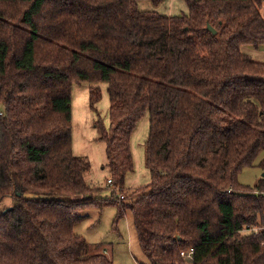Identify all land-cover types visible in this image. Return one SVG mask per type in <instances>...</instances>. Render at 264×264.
<instances>
[{"label":"trees","instance_id":"1","mask_svg":"<svg viewBox=\"0 0 264 264\" xmlns=\"http://www.w3.org/2000/svg\"><path fill=\"white\" fill-rule=\"evenodd\" d=\"M140 1L0 0V264H114L75 231L107 206L117 232L131 214L148 264H264V176L239 180L264 171V59L246 48L264 46V0H185L172 17ZM86 83L101 183L73 149ZM145 118L150 181L126 196Z\"/></svg>","mask_w":264,"mask_h":264},{"label":"rangeland","instance_id":"2","mask_svg":"<svg viewBox=\"0 0 264 264\" xmlns=\"http://www.w3.org/2000/svg\"><path fill=\"white\" fill-rule=\"evenodd\" d=\"M141 10L157 11L165 16H181L188 14L189 9L185 0H165L158 7H155L149 0H141L139 2ZM251 50V57L255 61H262L264 59V46L259 50H255L250 47H246ZM89 84H83L81 86H75L74 93L77 88L87 86ZM102 89L106 88L101 85ZM104 92V91H103ZM99 111L101 115L107 118L109 109L108 99L104 96L99 103ZM94 127L92 123V128ZM142 127L144 129H142ZM95 129V128H94ZM96 131V130H95ZM148 133V122L146 119L141 120L134 133V140L136 145L144 149V141L147 138ZM102 149L101 156L104 160V151L102 145L99 144ZM136 158V157H135ZM135 175L132 178L137 177L138 181L135 183L126 182L127 190L125 191L126 196L132 189H135V185H144L150 178L149 171L145 165L146 157H143V163L141 160L136 159ZM94 167L91 170V178L93 177ZM264 176V171L259 166H252L243 169L239 176V180L245 185H254L259 178ZM131 179V177H130ZM93 180V178H92ZM94 181V180H93ZM102 180H96L101 183ZM128 201V199H127ZM11 201L6 200V203L2 206L5 207ZM83 219L75 227L77 234L83 236L90 244L88 251L89 253L104 252L114 264H148V261L144 257L136 230L134 228L131 214H127L123 220L118 224V232L115 231V219L117 216V208L113 206H107L103 209L92 208L81 213ZM190 259L185 260L186 264H190Z\"/></svg>","mask_w":264,"mask_h":264},{"label":"crops","instance_id":"3","mask_svg":"<svg viewBox=\"0 0 264 264\" xmlns=\"http://www.w3.org/2000/svg\"><path fill=\"white\" fill-rule=\"evenodd\" d=\"M262 12L264 14V8ZM101 85H104L106 87L103 89L104 91L103 94L108 99V105H109L107 85L100 84V86ZM89 87L90 84L87 86H83L81 88H77L75 93L73 90V125H74L73 149L76 155L86 156L90 159L92 163V168L94 167V172L92 174L93 180L99 181L103 179V181L101 182H104L108 178V170L103 168L104 160H103V156H101L102 149L99 147V143L96 142L98 136L97 131H95L96 129H94V127L92 128V123L95 120V114L90 111L88 106ZM145 119L148 122V119L147 118ZM142 129L144 128L142 127ZM131 147L133 151V157H134L135 169H136V162H137L136 159L139 161L141 160V163H143V157L145 156V146H143L144 147L143 149L142 147H139L138 144L136 145L133 134ZM134 175L135 173L128 175L126 182L129 183V181H131V183L136 184L138 178L137 177L132 178ZM149 181L150 178L145 184H147ZM134 187L136 188L137 186L135 185ZM103 196H109V192H105Z\"/></svg>","mask_w":264,"mask_h":264},{"label":"built area","instance_id":"4","mask_svg":"<svg viewBox=\"0 0 264 264\" xmlns=\"http://www.w3.org/2000/svg\"><path fill=\"white\" fill-rule=\"evenodd\" d=\"M2 110L0 109V115H2ZM112 181L111 180H109V184L111 183ZM124 198V196L122 195L121 196V199H123ZM192 254H193V249H191V250H189V252H182L181 253V255L183 256V257H186V258H191L192 257Z\"/></svg>","mask_w":264,"mask_h":264},{"label":"water","instance_id":"5","mask_svg":"<svg viewBox=\"0 0 264 264\" xmlns=\"http://www.w3.org/2000/svg\"><path fill=\"white\" fill-rule=\"evenodd\" d=\"M209 28H210V30L213 31V33L216 32L211 26H210ZM8 209H10V208H5V207H3V206L0 208V218H1V216H2V215H3Z\"/></svg>","mask_w":264,"mask_h":264}]
</instances>
